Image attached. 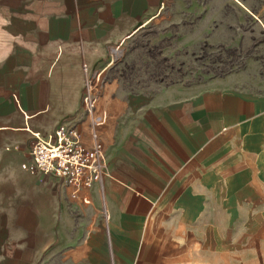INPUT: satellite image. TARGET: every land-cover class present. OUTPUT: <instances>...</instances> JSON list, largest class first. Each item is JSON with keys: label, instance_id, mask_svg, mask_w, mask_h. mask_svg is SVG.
I'll use <instances>...</instances> for the list:
<instances>
[{"label": "crops", "instance_id": "obj_1", "mask_svg": "<svg viewBox=\"0 0 264 264\" xmlns=\"http://www.w3.org/2000/svg\"><path fill=\"white\" fill-rule=\"evenodd\" d=\"M166 1L0 0V264H264V90L104 81ZM58 124L97 134L101 185L22 169Z\"/></svg>", "mask_w": 264, "mask_h": 264}, {"label": "rangeland", "instance_id": "obj_2", "mask_svg": "<svg viewBox=\"0 0 264 264\" xmlns=\"http://www.w3.org/2000/svg\"><path fill=\"white\" fill-rule=\"evenodd\" d=\"M140 27L116 51L105 82L148 92L226 77L264 90V0H168Z\"/></svg>", "mask_w": 264, "mask_h": 264}, {"label": "built area", "instance_id": "obj_3", "mask_svg": "<svg viewBox=\"0 0 264 264\" xmlns=\"http://www.w3.org/2000/svg\"><path fill=\"white\" fill-rule=\"evenodd\" d=\"M82 70L85 74L82 104L92 126H95L103 121V115L95 113L94 92L98 79L86 75L85 65H82ZM32 136L34 142L30 148V160L21 166L22 169L35 176L58 179L75 190L93 183L102 184L106 163L103 146L93 130L90 149L82 144L78 130L66 124H58L47 137L39 134ZM104 217L107 220V215L104 214Z\"/></svg>", "mask_w": 264, "mask_h": 264}]
</instances>
